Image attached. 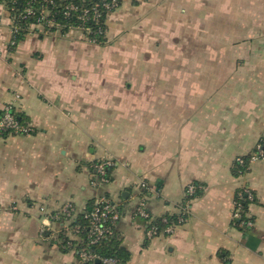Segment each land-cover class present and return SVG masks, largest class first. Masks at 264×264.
<instances>
[{
    "label": "crops",
    "instance_id": "0c3cea01",
    "mask_svg": "<svg viewBox=\"0 0 264 264\" xmlns=\"http://www.w3.org/2000/svg\"><path fill=\"white\" fill-rule=\"evenodd\" d=\"M11 26L0 4V110L13 103L35 132L0 137V264H78L51 216L100 197L120 208L128 264H264V158L232 172L264 136V0H120L104 46L33 26L11 48ZM103 159L111 180L93 186ZM141 180L155 218L199 185L172 234L146 238ZM243 189L251 225L238 227Z\"/></svg>",
    "mask_w": 264,
    "mask_h": 264
},
{
    "label": "trees",
    "instance_id": "16d2710c",
    "mask_svg": "<svg viewBox=\"0 0 264 264\" xmlns=\"http://www.w3.org/2000/svg\"><path fill=\"white\" fill-rule=\"evenodd\" d=\"M109 0H0V4L6 9L10 20H11V42L13 44L11 48H15L17 44L24 39L28 34L29 29L33 26L42 24V21H39L42 16V9L45 8L48 11V16L44 21H51L54 25H58V28H50L51 32L60 31L62 34L66 33L70 28H74L80 24L78 20L79 14L83 10H88L91 15V10L96 9L100 13L98 22L89 20L84 23V27L89 28L90 33L86 34L87 39L91 44L97 46H104L106 44V21L108 15L113 12L115 9H105L103 4ZM117 7L120 4L118 0ZM72 6L76 10L71 11L70 15H65L68 11V8ZM43 7V8H42ZM30 9L31 13L26 14L25 10ZM43 27V31H44ZM10 114L13 116L15 121L23 127H26L27 124H30L28 119L19 113L15 107L9 109ZM3 114V109L0 110V116ZM34 129L30 132V135L33 134ZM7 136H16L13 132L9 130L0 131V137L4 138ZM258 144L264 147V136L258 141ZM255 149V148H254ZM249 153L248 155L241 156L242 163H238L236 160L232 164V172L234 176L238 177L245 174L248 170L250 155L255 151ZM264 157V155H263ZM97 163V162H96ZM94 163L93 166L96 164ZM113 167L106 170V175L108 180H111V172ZM92 173H94V168H91ZM194 186V193L189 198L190 200L198 197L201 194V189L199 185ZM252 201L247 199V196L242 194L239 199L236 197L235 202L240 207V217L235 220V223L238 227L245 225L249 219L247 218V209L248 205ZM95 201H91L87 204L83 214L78 215L73 220L67 221L68 227L71 229H76L73 233L74 238H70L66 233V227L64 231L61 232L60 239L63 251H74L75 256L78 260V264H103L102 259H112L115 260L116 264H128L129 261V252L122 246V240L115 230V226L112 227V234L110 236L100 239L94 244L89 242V217L88 215L94 207ZM120 212V208L118 207ZM141 220L144 225L145 222L143 219L135 216ZM169 223H176L177 216L174 215H164ZM153 223L161 230L165 225L161 223L160 218H155ZM85 252L86 254H91L95 256L89 261L83 262L80 257V253Z\"/></svg>",
    "mask_w": 264,
    "mask_h": 264
},
{
    "label": "built area",
    "instance_id": "2783aa9c",
    "mask_svg": "<svg viewBox=\"0 0 264 264\" xmlns=\"http://www.w3.org/2000/svg\"><path fill=\"white\" fill-rule=\"evenodd\" d=\"M118 0H109L108 2H104L103 6L105 9H116ZM43 8V7H42ZM76 9L72 6L68 8V11L65 13V15H70L71 11H75ZM26 14H30V9L25 10ZM91 15L89 14L88 10H83L81 14L78 16V20L80 21V24L74 28L79 29L82 31L83 35L85 36L86 40L89 41L86 37V34L90 33L89 28L84 27V23H86L89 20L98 22L100 13L94 8L91 10ZM48 16V11L43 8L42 9V16L40 17L39 21H42V24H39L37 26L41 27L43 30L44 27V33H50V28L56 27L58 28V25H54L51 21H44L46 17ZM12 24V23H11ZM12 33V28H11ZM90 42V41H89ZM13 42H11V45ZM14 107L13 103H9L3 107V114L0 116V131L2 130H9L13 132L16 135H30V132L33 130L30 124H27L26 127L20 126L13 116L10 114L9 109ZM255 151L250 155L249 163L253 161H257L260 159H263L264 155V147L260 144H256ZM238 163H242L241 157H237L235 159ZM113 167V163L109 159H103L99 162H97L93 168H94V174H93V181L92 185H102L107 184L109 182L106 170ZM137 191L139 193V202L135 208L134 215L143 219L145 222V235L147 239H152L154 237H157L159 234H165L170 235L173 233L174 229L181 225L188 214V203L190 202V197L194 193V186L189 185L185 190V195L187 197V201L180 207L179 215L177 216L176 223H169L167 222V219L165 217H159L161 220V223L165 226L159 230L157 226L153 223V220L155 217H153L150 212L147 209V201L150 197L154 196L156 194V189L148 185L145 181L141 180L138 182ZM242 194L247 196V199L252 201L253 196L247 189H243L238 193V198L240 199ZM72 208L70 205L63 206L59 211L55 212L51 218L53 220L57 221H68L71 217ZM89 217V243L94 244L98 242L100 239L110 236L112 234V227L116 225L118 220L120 219V212L118 210V205L111 202L107 198L100 197L95 201L94 207ZM240 217V207L235 202V209L233 212V219H239ZM246 224V223H245ZM247 225H251V222H247ZM73 233H75L76 229H71ZM81 260L83 262L89 261L93 259L95 256L91 254H86L85 252L80 253ZM101 262L103 264H116L115 260L112 259H102Z\"/></svg>",
    "mask_w": 264,
    "mask_h": 264
}]
</instances>
